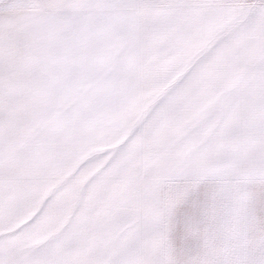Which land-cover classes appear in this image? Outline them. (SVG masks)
<instances>
[{
  "label": "snow or ice",
  "instance_id": "6c2138e0",
  "mask_svg": "<svg viewBox=\"0 0 264 264\" xmlns=\"http://www.w3.org/2000/svg\"><path fill=\"white\" fill-rule=\"evenodd\" d=\"M0 264H264V0H0Z\"/></svg>",
  "mask_w": 264,
  "mask_h": 264
}]
</instances>
